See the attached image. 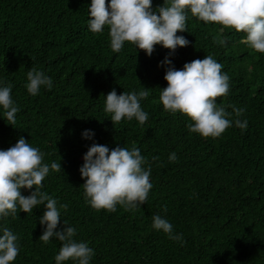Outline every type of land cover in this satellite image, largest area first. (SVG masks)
I'll return each mask as SVG.
<instances>
[{
    "label": "trees",
    "instance_id": "16d2710c",
    "mask_svg": "<svg viewBox=\"0 0 264 264\" xmlns=\"http://www.w3.org/2000/svg\"><path fill=\"white\" fill-rule=\"evenodd\" d=\"M108 2V0H106ZM91 0H0V87L12 85L19 108L15 125L0 108V150L20 137L44 153V163L59 162L63 172L50 171L41 191L60 204L57 231L76 229L74 240L94 250L90 264H264V54L245 43V34L204 23L191 16L185 37L169 57L175 69L195 59L213 56L230 78L227 96L217 105L247 120L246 130L235 124L218 138H203L189 131L192 123L170 113L160 102L169 50L155 46L151 56L128 42L120 52L110 46L109 29H88ZM163 0H152L153 9ZM226 37L220 45L214 40ZM35 67L51 77L53 86L36 96L27 92V72ZM148 113L141 125L135 118L112 123L105 97L113 89L139 92ZM235 119L234 114L229 117ZM90 130L92 139L82 133ZM95 142L110 150L120 146L140 149L150 167L152 188L147 201L135 209H93L84 198L79 169L83 155ZM175 152L177 160L168 157ZM156 159H153V158ZM34 190V189H33ZM32 190L21 189L24 196ZM166 209V211H165ZM45 208L19 211L15 218H0L3 227L17 234L19 254L11 264H56L61 242L39 239L46 225L39 220ZM173 226L183 243L153 229V215ZM64 264H75L69 260Z\"/></svg>",
    "mask_w": 264,
    "mask_h": 264
},
{
    "label": "clouds",
    "instance_id": "9594fccd",
    "mask_svg": "<svg viewBox=\"0 0 264 264\" xmlns=\"http://www.w3.org/2000/svg\"><path fill=\"white\" fill-rule=\"evenodd\" d=\"M88 29L92 33H102L109 29L110 46L120 52L128 42L146 55L151 56L156 45L169 50L161 65L166 66L164 80L167 87L160 89V102L165 111L180 113L190 119L187 125L192 133L203 138H218L235 124L246 130L248 121L239 117L245 109L232 107V113L217 105V98L225 97L230 90V78L222 71L223 65L211 55L195 59L177 70L169 58L178 47H187L189 41L177 35L187 31L189 13L204 23L220 25V31L234 29L245 34V43L255 52L264 54V0H163L155 9L152 0H91L88 8ZM214 42L225 45L226 37ZM53 81L41 70L32 67L27 72V92L36 96L42 87L51 89ZM12 85L0 87V108L10 125H15L19 108L14 103ZM149 97L148 88L142 86L139 92H123L117 95L115 89L105 97V112L110 114L112 123L135 118L141 125L148 119L140 101ZM236 117L234 120L229 117ZM94 133L85 130L82 137L92 139ZM44 153L33 147L28 140L20 137L6 150H0V218L17 216L19 211L32 213L44 205L40 224L46 225L39 239L48 243L55 238L61 242L55 256L56 264L73 261L75 264H90L94 250L87 242L74 240L76 229L67 226L57 231L61 221V209L67 204L41 191L43 181L50 171L63 172L59 162L44 163ZM153 159H156L155 157ZM170 162L177 160L173 152ZM145 157L140 149L131 150L117 146L109 149L106 145L92 143L83 155V165L79 172L85 180L84 198L95 210L116 211L117 205L125 210L142 206L152 188L151 168H145ZM21 189L32 190L24 196ZM34 189V190H33ZM166 211V209H165ZM152 227L162 231L169 239L183 243L182 235L173 233V226L160 215H153ZM18 235L8 227H3L0 235V264H11L19 254Z\"/></svg>",
    "mask_w": 264,
    "mask_h": 264
}]
</instances>
